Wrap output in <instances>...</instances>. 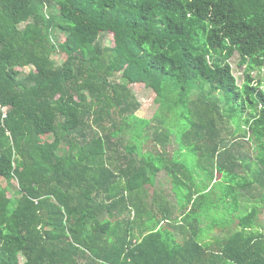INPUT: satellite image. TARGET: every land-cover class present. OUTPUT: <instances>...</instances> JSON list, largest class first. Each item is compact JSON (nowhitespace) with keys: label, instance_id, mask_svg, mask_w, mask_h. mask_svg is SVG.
<instances>
[{"label":"trees","instance_id":"16d2710c","mask_svg":"<svg viewBox=\"0 0 264 264\" xmlns=\"http://www.w3.org/2000/svg\"><path fill=\"white\" fill-rule=\"evenodd\" d=\"M263 67L264 0H0V264H264ZM218 185L251 208L227 226L203 215Z\"/></svg>","mask_w":264,"mask_h":264},{"label":"rangeland","instance_id":"374dc122","mask_svg":"<svg viewBox=\"0 0 264 264\" xmlns=\"http://www.w3.org/2000/svg\"><path fill=\"white\" fill-rule=\"evenodd\" d=\"M110 42H111V37L104 36L102 38L101 43L104 47H106L110 44ZM53 57L58 63L61 62L60 56L54 55ZM239 61H240V55L238 53H235V55L230 59L234 74L237 78V82L239 86H241L245 82L246 74H245V66H241L239 64ZM25 71L27 72L28 69H25ZM252 76L255 79V83H257L258 81H262V88H264V67L261 69L253 70ZM116 80L121 83H126V80L123 78L121 72L116 73ZM131 88L136 98L139 100L141 104L140 109L136 112V115H138L141 118L149 119L151 122H153V127L151 128L148 127L150 129V130L148 129V133H149L155 129V126L159 125L157 121V114L159 112V107H160L158 96L156 95L155 91L152 88L145 87L142 84L133 85L131 86ZM195 92L196 91H194V93ZM221 96H222L221 104L223 109L224 110L228 109L230 105L228 103V99L225 93L222 92ZM180 120L181 118L178 114V116L175 118L174 124L172 125L173 128H175L176 132H178L177 134H179L178 135L179 137L185 130L189 128L188 122L186 120H181V121ZM175 124H177V129ZM125 136L127 137L129 135H125ZM241 140L242 139H240V141ZM128 142L129 141H126V143ZM159 148L160 146L157 147V149ZM176 148H177V143L175 141V136L173 135L168 149L171 152H175ZM143 149L144 151H147V153L151 152L153 154H155L157 151L154 149L151 140H147L145 142V144L143 145ZM251 153H253V150H251ZM180 160L185 162L188 166H190L191 169V165L194 166L195 155L191 153V151L186 150L185 154L183 155L182 158H180ZM220 177H221L220 175H216L217 180H219ZM220 182H223V180H220ZM12 184H13L12 191H14L17 187L16 180H13ZM158 184L159 185H157L158 188L157 190H162V193L165 192L164 190L167 191L168 189V192H166V197L168 196V199L173 203L172 205H178V207H181L183 204H187L185 199V194L190 190V185H171L169 183V180L165 179L164 173L163 174L160 173V175L158 176ZM4 185H7V181H4ZM232 186L234 187V189H232V187L230 189H227L226 185H218L216 187L215 191L217 196L215 195L214 199L210 201L212 210L211 211L205 210L203 212L204 217H207L209 222L213 220V216H214L216 220H219L221 223L225 222L226 223L225 226H227V224L230 223V221H232V214L234 212L235 215H240L246 213L247 210L251 209L248 205L244 204L246 202L245 199H248L245 197L242 198V195L245 194V192L241 193V191L243 190H241L238 186L236 185H232ZM226 195L228 196V199L226 201L223 202L221 200L219 201V199H221L222 196L226 197ZM234 200H239L240 203L234 202ZM179 211L177 210L178 216L181 213ZM261 212H260L261 215L260 214L258 215L259 222H257L256 224L260 225V221H261L262 229L264 230V208L261 209ZM239 228H240L239 226H235L234 230H237ZM215 234L223 235L224 232L223 231L220 232V230L217 229L212 231L209 235L216 236ZM208 241H210L209 238Z\"/></svg>","mask_w":264,"mask_h":264}]
</instances>
